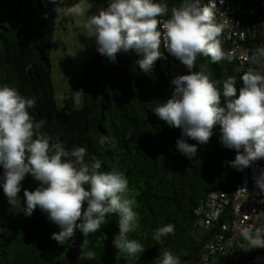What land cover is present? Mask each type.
<instances>
[{"label": "trees", "instance_id": "16d2710c", "mask_svg": "<svg viewBox=\"0 0 264 264\" xmlns=\"http://www.w3.org/2000/svg\"><path fill=\"white\" fill-rule=\"evenodd\" d=\"M93 1L99 8L109 2ZM156 2L168 6L164 17H170L171 8L182 0ZM197 2L200 7L208 6L206 0ZM61 5L62 0L57 4L50 0H0V86L7 84L23 96L35 98L29 114L36 122L46 120L41 132L50 137L51 143L60 142L67 150L84 147L86 160L95 156L102 161L101 171L116 169L125 174L128 196L136 200L134 210L138 213V227L129 238L138 240L145 250L136 258L118 252L112 241L119 232V217L112 214L98 232L88 237L87 250L96 253L95 259H78L84 238L79 230L74 243L61 246L51 239L59 227L39 208L30 217L25 216L23 189L33 191L38 187L28 174L18 194L21 201L13 206L0 187V264H155L162 249L177 255L181 264H200L203 244L211 233L200 231L195 210L208 193L235 187L240 173L227 163L235 159V150L222 145L216 126L210 141L198 145L195 157L182 155L176 147L181 130L167 125L153 111L157 102L171 97L170 82L161 80L153 85L146 80L134 51L117 54L113 63L96 50L73 87L84 92L81 104L77 105L70 93L58 100L51 53L59 14L56 9ZM249 22L246 45L253 53L256 47L264 46V33L257 17H249ZM222 38L223 32L219 40L227 53ZM202 65L212 81L221 82L218 88L228 77H234L235 86L241 87L240 77L249 68L264 72L259 65L238 71L233 62L212 63L205 57H198L193 71H199ZM183 74H188L185 66ZM102 135L114 140L116 146L102 147ZM167 224L175 226L174 234L156 241L155 230ZM262 226L264 223L256 227ZM211 264H264V248L248 250L242 239L229 259Z\"/></svg>", "mask_w": 264, "mask_h": 264}, {"label": "clouds", "instance_id": "9594fccd", "mask_svg": "<svg viewBox=\"0 0 264 264\" xmlns=\"http://www.w3.org/2000/svg\"><path fill=\"white\" fill-rule=\"evenodd\" d=\"M57 4L60 0H50ZM224 0H220L223 4ZM213 7H200L197 0H182L169 9L156 0H109L106 7L88 14L83 25L85 36L94 40L99 54L115 63L117 54L134 51L140 59L139 68L149 73L155 62L163 57L161 45L188 70L175 76L171 84L175 90L166 102H157L154 113L167 125L181 130L176 147L189 159L196 156L198 145L207 144L219 126L220 142L235 150V159L227 162L243 171L264 159V72L249 68L240 77L237 88L234 77L222 82L212 81L202 65L193 71L198 57L210 58L212 63L232 61V53L222 50L219 37L226 23H217ZM65 15L83 16L80 2L67 8H57ZM253 65L264 68V46H258L246 57ZM74 102L80 103L83 90L73 91ZM223 98V100H222ZM35 98L23 96L7 84L0 86V187L10 206L21 201L22 181L30 174L38 187L23 189L24 214L31 216L39 210L59 227L51 239L59 245L74 243L76 231L83 235L78 259L94 260L96 253L88 249V237L108 222V217H119V232L113 245L120 253L136 258L145 247L129 234L137 227V202L128 196V179L119 170L101 171L102 161L95 156L86 160L84 147L67 150L62 143H51L41 132L46 120L34 121L28 109ZM188 140L196 143H188ZM99 144L116 146L114 140L102 135ZM256 187L264 193V169L255 176ZM87 205L86 208L84 205ZM175 226L167 224L155 230L154 239L174 234ZM240 235L248 250L264 248V226L242 227ZM243 247V245H242ZM155 264H181L180 258L168 249L160 250Z\"/></svg>", "mask_w": 264, "mask_h": 264}, {"label": "built area", "instance_id": "2783aa9c", "mask_svg": "<svg viewBox=\"0 0 264 264\" xmlns=\"http://www.w3.org/2000/svg\"><path fill=\"white\" fill-rule=\"evenodd\" d=\"M209 5V0H206ZM216 14L219 23H226L222 42L228 47L227 53H232L233 62L238 71H244L251 65L252 55L246 45L251 24L249 17H257L264 33V0H215ZM163 17L158 19H168ZM163 57L155 62L151 72L144 76L155 85L161 80L170 82L171 93L175 86L171 84L175 76L183 75L184 65L161 45ZM58 100L66 98L59 94ZM264 169V159L256 161L251 167L239 171L240 179L233 190L212 191L208 193L195 210L199 217L200 231L210 232L202 248L200 264H211L216 260H227L234 253L236 243L242 240V227L255 228L264 223V193L256 187L255 176Z\"/></svg>", "mask_w": 264, "mask_h": 264}, {"label": "rangeland", "instance_id": "374dc122", "mask_svg": "<svg viewBox=\"0 0 264 264\" xmlns=\"http://www.w3.org/2000/svg\"><path fill=\"white\" fill-rule=\"evenodd\" d=\"M80 2L85 9V15L72 16L65 15L63 12H59L58 14L51 53L52 77L57 96L59 94L66 95L67 93L64 91H67L68 89L71 92L73 85L79 79L85 64L96 51L94 40L85 36L86 30L83 27L87 15L94 13L95 10L91 7V0H80ZM75 3H79V0H62L61 7L67 8ZM61 21L62 24L60 23ZM72 62H74L75 65L71 66ZM70 75L71 81L69 88H67L68 84L66 80ZM72 91L75 90L73 89ZM81 101L82 97L80 103L77 105H80Z\"/></svg>", "mask_w": 264, "mask_h": 264}, {"label": "crops", "instance_id": "0c3cea01", "mask_svg": "<svg viewBox=\"0 0 264 264\" xmlns=\"http://www.w3.org/2000/svg\"><path fill=\"white\" fill-rule=\"evenodd\" d=\"M92 1V4H91V7H92V9H94L95 10V12L99 9V7L94 3V1L93 0H91ZM61 24H62V21L60 22ZM59 23V24H60ZM61 28H63V27H61ZM75 61V60H74ZM89 61V60H88ZM87 61V62H88ZM70 62H71V60H70ZM76 62V61H75ZM73 65H75V63L74 62H72V65L71 66H73ZM83 71V70H82ZM81 74H82V72H81ZM81 74H80V77H81ZM79 77V78H80ZM79 80V79H78ZM77 80V81H78ZM67 84H68V87L67 88H69V84H70V81H71V75L70 76H68V78H67ZM76 84V83H75ZM74 84V85H75ZM74 85H73V87H74ZM73 90V89H72ZM71 90V92L69 91V89L67 90V91H64V92H66V93H71V95L74 97V94H73V91ZM63 92V93H64ZM61 93V92H60Z\"/></svg>", "mask_w": 264, "mask_h": 264}, {"label": "bare ground", "instance_id": "6f19581e", "mask_svg": "<svg viewBox=\"0 0 264 264\" xmlns=\"http://www.w3.org/2000/svg\"><path fill=\"white\" fill-rule=\"evenodd\" d=\"M74 72V71H73ZM71 73V72H70Z\"/></svg>", "mask_w": 264, "mask_h": 264}]
</instances>
